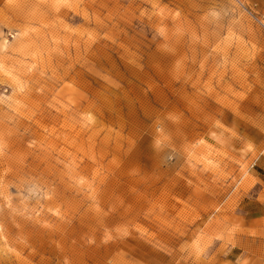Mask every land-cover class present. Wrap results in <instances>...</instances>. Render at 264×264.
I'll use <instances>...</instances> for the list:
<instances>
[{
  "label": "rangeland",
  "instance_id": "obj_1",
  "mask_svg": "<svg viewBox=\"0 0 264 264\" xmlns=\"http://www.w3.org/2000/svg\"><path fill=\"white\" fill-rule=\"evenodd\" d=\"M0 264H264V0H0Z\"/></svg>",
  "mask_w": 264,
  "mask_h": 264
}]
</instances>
